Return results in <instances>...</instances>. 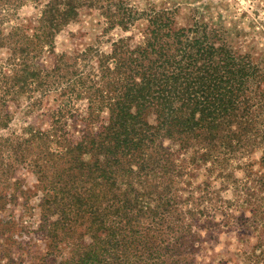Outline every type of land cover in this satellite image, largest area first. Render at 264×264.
I'll return each instance as SVG.
<instances>
[{"label": "trees", "instance_id": "obj_1", "mask_svg": "<svg viewBox=\"0 0 264 264\" xmlns=\"http://www.w3.org/2000/svg\"><path fill=\"white\" fill-rule=\"evenodd\" d=\"M26 1L0 0V50L9 52L0 67V262L15 247L29 264H199L202 232L230 216L218 211L209 179L195 187L188 178L223 170L263 143L264 63L237 50L223 28L199 19L178 26L177 8L140 10L130 0H35L39 16L5 32L4 14ZM86 8L99 10L108 29L146 26L109 53H58V35ZM55 93L65 105L87 101L82 129L70 130L73 114L61 102L47 128L4 134L10 106ZM22 168L42 194L32 225V195L16 178ZM243 197L242 206L252 199ZM62 246L68 256L58 260Z\"/></svg>", "mask_w": 264, "mask_h": 264}, {"label": "rangeland", "instance_id": "obj_2", "mask_svg": "<svg viewBox=\"0 0 264 264\" xmlns=\"http://www.w3.org/2000/svg\"><path fill=\"white\" fill-rule=\"evenodd\" d=\"M42 2L27 0L23 5L7 11L3 17L5 32H10L16 26H29L39 16ZM129 2L140 10L150 9L151 6L177 8L178 26H192L195 20L199 19L213 27L223 28L237 50L243 54H251L257 61L264 63V0H130ZM145 26L146 22L142 20L131 32H124L120 28L108 29L107 22L99 10L86 8L82 10L76 22L58 35L57 52L75 54L92 47L109 53L113 42L121 37L134 36L138 40L140 31ZM8 56L9 52L6 49L0 50V67L5 65ZM61 102L65 105V99L59 98L55 93L50 98H44L41 103H34L33 106L29 99L23 100L18 106L13 104L14 106H10L13 122L4 134H21L22 130L30 125L47 128L54 112L61 108ZM87 108V101L81 99H74L65 105V109L73 114V119L72 117L69 119L70 130L83 128L80 116H84ZM106 118L107 115L103 114L96 122L95 128L101 126ZM169 147L172 150L178 149L172 144ZM16 178L23 182L24 189L30 190L32 195L29 201L32 216L26 214L25 220L29 225L36 224L39 220V204L42 197L41 192L38 191L37 179L27 168L20 169ZM207 179L211 183V190L219 192L218 211L220 214L222 212L229 214L230 219L221 226L202 232L198 263L264 264V246L257 247L262 230L260 232L256 230L257 226L259 228L261 225L264 226V220L253 219L251 212L255 209L260 210L264 217V141L259 146H251L237 152L230 157L223 170L207 174L206 168L203 167L188 178L195 187ZM243 195V198L252 199L242 206V199L240 202L238 200ZM9 213L18 217L21 208L13 206ZM259 220L263 223L257 225ZM35 248L42 250L41 240L35 241ZM13 252H15L14 256L12 254L10 257L6 256L0 263L29 264L31 257L27 253H22V250L19 252L15 247ZM18 252L22 254L20 258ZM68 252L69 250L62 246L61 251L57 253V259L67 257Z\"/></svg>", "mask_w": 264, "mask_h": 264}]
</instances>
